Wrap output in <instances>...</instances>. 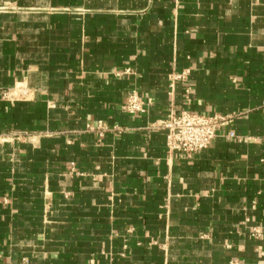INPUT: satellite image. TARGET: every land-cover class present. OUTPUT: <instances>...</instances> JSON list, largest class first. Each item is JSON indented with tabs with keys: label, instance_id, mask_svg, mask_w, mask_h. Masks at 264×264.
<instances>
[{
	"label": "crops",
	"instance_id": "crops-1",
	"mask_svg": "<svg viewBox=\"0 0 264 264\" xmlns=\"http://www.w3.org/2000/svg\"><path fill=\"white\" fill-rule=\"evenodd\" d=\"M0 264H264V0H0Z\"/></svg>",
	"mask_w": 264,
	"mask_h": 264
},
{
	"label": "built area",
	"instance_id": "built-area-1",
	"mask_svg": "<svg viewBox=\"0 0 264 264\" xmlns=\"http://www.w3.org/2000/svg\"><path fill=\"white\" fill-rule=\"evenodd\" d=\"M178 77L184 78V74ZM143 103L142 99L132 92L128 97L125 109L132 113L142 111ZM230 118V115L219 113L205 115L189 111L172 112L166 119L161 120L158 126L167 132L166 143L169 152H182L191 157L194 153L207 148L216 136L218 129ZM252 236L260 238L261 230L255 228Z\"/></svg>",
	"mask_w": 264,
	"mask_h": 264
}]
</instances>
